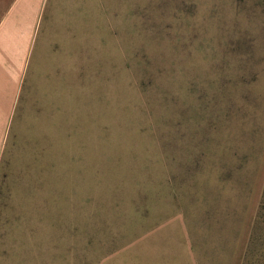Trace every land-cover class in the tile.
Wrapping results in <instances>:
<instances>
[{
  "label": "rangeland",
  "instance_id": "374dc122",
  "mask_svg": "<svg viewBox=\"0 0 264 264\" xmlns=\"http://www.w3.org/2000/svg\"><path fill=\"white\" fill-rule=\"evenodd\" d=\"M5 141L0 264H264V0H42Z\"/></svg>",
  "mask_w": 264,
  "mask_h": 264
},
{
  "label": "crops",
  "instance_id": "0c3cea01",
  "mask_svg": "<svg viewBox=\"0 0 264 264\" xmlns=\"http://www.w3.org/2000/svg\"><path fill=\"white\" fill-rule=\"evenodd\" d=\"M41 6L42 0H0V157L36 40ZM173 225L154 231L169 229V240L175 246L169 256L164 253L160 260L164 262L167 256L169 264H200L189 230L185 228L181 237L184 228ZM162 244L164 248L165 239ZM231 256V264H238L234 255Z\"/></svg>",
  "mask_w": 264,
  "mask_h": 264
}]
</instances>
